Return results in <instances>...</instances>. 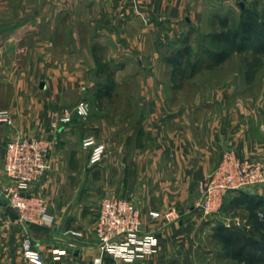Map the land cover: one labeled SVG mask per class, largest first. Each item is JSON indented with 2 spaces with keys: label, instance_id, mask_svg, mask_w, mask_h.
Segmentation results:
<instances>
[{
  "label": "crops",
  "instance_id": "crops-1",
  "mask_svg": "<svg viewBox=\"0 0 264 264\" xmlns=\"http://www.w3.org/2000/svg\"><path fill=\"white\" fill-rule=\"evenodd\" d=\"M201 1L0 0V110L9 111L12 119L11 126L0 123V264H26L20 255L23 235L48 264H94L95 220L106 196L133 203L140 212L141 238L152 236L155 244L151 254L105 264H213L230 259L216 228L243 232L241 225L250 215L235 218L229 208L201 220L194 205L196 186L230 146L239 157L264 165V131L255 120L245 119L246 110L226 106L227 89L195 92L188 102L179 78L167 75L165 66L181 64L170 55L179 47L172 42L173 30L198 19ZM73 21L79 22L77 29L66 33L65 44L55 46L54 28H68ZM79 27L88 32L82 34ZM106 65L115 72L114 85L141 86L138 110L122 122L98 115L88 123L75 115L70 124L51 130L53 111L84 98L95 84L91 71ZM98 87L106 89L100 83ZM112 94L103 92L102 99ZM87 130L107 147L99 165H88V153L81 147ZM15 135L50 141L45 175L27 191L43 199L50 222H20L2 195L8 184L5 145ZM260 199L264 184L231 192L224 202L248 200L260 207ZM168 207L181 213L179 222L165 225L148 215ZM231 215L235 217L228 219Z\"/></svg>",
  "mask_w": 264,
  "mask_h": 264
},
{
  "label": "rangeland",
  "instance_id": "rangeland-1",
  "mask_svg": "<svg viewBox=\"0 0 264 264\" xmlns=\"http://www.w3.org/2000/svg\"><path fill=\"white\" fill-rule=\"evenodd\" d=\"M196 12L197 20L183 21L173 30L172 42L179 47L170 55L181 61V64L165 66L167 75L179 78V87L187 101L195 92L204 94L209 88L214 92L220 91L221 88H224V91L227 89L226 106L230 110H246L249 115H245V119L255 120L256 127L264 131V0H214L211 3L203 0ZM78 24V21H73L68 28H65L66 25L63 28L61 24L55 27V46L65 44L69 39L66 33L77 29ZM79 29L83 31L82 34L88 32L87 28ZM82 41L84 42V39ZM75 54L77 53H73V56ZM99 54L101 58L105 55L104 52ZM91 72L95 84L81 99L89 108V115L84 121L93 123L98 115L105 116L107 122H122L131 118L140 106L137 97L141 86L132 82L114 85L115 72L107 65L96 67ZM124 72L119 74L120 77L124 76ZM209 79L212 81L208 84ZM196 80L197 85L194 84ZM98 83L106 89L102 91ZM103 92L113 94L107 95V99H102ZM82 136V139L88 136L97 138L96 133L91 130L85 131ZM232 147L229 149L235 150ZM247 201L238 200L230 204L228 200L221 208L224 212L229 208L233 210L232 214L236 217L227 216L228 219H233V216L246 218L256 211V217L241 225L246 234L248 229L255 225L256 218L264 225V199L257 201L260 207ZM262 233L260 229L259 234ZM259 234L253 236L259 239ZM213 264H264V253H258L247 261L230 258L215 261Z\"/></svg>",
  "mask_w": 264,
  "mask_h": 264
},
{
  "label": "built area",
  "instance_id": "built-area-1",
  "mask_svg": "<svg viewBox=\"0 0 264 264\" xmlns=\"http://www.w3.org/2000/svg\"><path fill=\"white\" fill-rule=\"evenodd\" d=\"M75 115L84 121L89 115L88 104L79 100L73 107H62L51 114V130L70 124ZM12 125L9 111L0 110V123ZM81 147L88 153V165L102 163L107 147L94 136L82 139ZM50 141L28 135H15L5 145L3 172L8 184L3 197L18 213L22 223L44 224L50 222L43 199L29 193L28 188L38 182L47 169ZM264 184V165L239 157L233 149H227L216 169L197 183L195 208L200 219L206 220L219 213L225 197ZM153 219H161L165 225L177 223L181 213L175 207L164 211H150ZM140 212L133 203L116 196L103 197L95 220L98 257L94 264L111 260L131 262L153 253L152 236L141 238ZM78 236L79 233H73ZM20 255L26 264H48L36 250L35 243L27 235L20 241Z\"/></svg>",
  "mask_w": 264,
  "mask_h": 264
},
{
  "label": "trees",
  "instance_id": "trees-1",
  "mask_svg": "<svg viewBox=\"0 0 264 264\" xmlns=\"http://www.w3.org/2000/svg\"><path fill=\"white\" fill-rule=\"evenodd\" d=\"M262 40L264 41V38ZM253 213L255 215L251 214L250 219L256 217V211ZM260 229L263 231L262 234H259ZM227 230L225 227L219 226L216 228V234L219 242L227 247L228 255L233 260L247 261L248 258L252 259L258 253H264V225L257 218L252 229H248V234L240 230L239 233ZM256 234L260 235L259 239L253 236Z\"/></svg>",
  "mask_w": 264,
  "mask_h": 264
}]
</instances>
